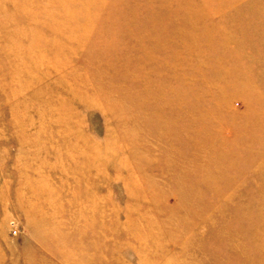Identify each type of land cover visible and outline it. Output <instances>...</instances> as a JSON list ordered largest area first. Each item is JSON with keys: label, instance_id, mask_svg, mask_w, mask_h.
Returning <instances> with one entry per match:
<instances>
[{"label": "rangeland", "instance_id": "obj_1", "mask_svg": "<svg viewBox=\"0 0 264 264\" xmlns=\"http://www.w3.org/2000/svg\"><path fill=\"white\" fill-rule=\"evenodd\" d=\"M239 1L0 0V264H264V5Z\"/></svg>", "mask_w": 264, "mask_h": 264}, {"label": "bare ground", "instance_id": "obj_2", "mask_svg": "<svg viewBox=\"0 0 264 264\" xmlns=\"http://www.w3.org/2000/svg\"><path fill=\"white\" fill-rule=\"evenodd\" d=\"M210 1L211 0H201V8H203V7H209L210 5H212V4H210ZM62 2H64V1H62ZM246 1L245 0H240L239 1V3H240V5H243L244 3H245ZM75 3V2H74ZM226 5H231L232 7L233 6H235L234 5V3H228V4H225V5H223V6H226ZM247 5H250L251 7L252 6H257V5H259V6H263L264 5V0H252V1H250V2H247ZM216 7H220V5L219 4H217V5H215ZM238 6V5H237ZM189 7V6H188ZM29 9V8H28ZM185 9V8H184ZM217 9V8H216ZM25 10H26V8H25ZM184 11H187V12H189V11H201V10H198V9H196V8H194V9H192V8H187V9H185ZM186 19V21L188 22V23H186V26H190L191 28H195V26L196 25H193L194 23L193 22H195L194 20H197V19H199L200 18V16H198V15H196V16H193V15H188L187 17H185ZM196 32V31H195ZM194 31H191V30H189V31H187L186 32V34H185V43L186 44H189L190 46H194V43H195V40L197 39V32L195 33ZM260 37H264V35H261ZM41 39V38H40ZM187 47H189L188 45H187ZM190 48V47H189ZM195 47H193V49L191 48V50L189 49L188 51L189 52H191V54H193L194 53V49ZM188 52V53H189ZM183 83L184 84H186V82H185V80H183ZM183 83H181V85H183ZM149 84H148V82L147 81H145L144 82V87L146 88L147 86H148ZM178 103V102H177ZM187 103V101H183V100H181L180 102H179V104H186ZM189 106V105H188ZM190 113H192V112H190ZM191 117H193V113L191 114ZM195 123V120L192 122V124H194ZM233 221V220H232ZM222 227H223V225H222ZM226 230V229H225ZM228 231V230H227ZM225 232V231H224ZM225 233H227V232H225ZM232 235H235V236H238V234L237 233H235V234H232V233H229L228 234V236H231V238H232ZM225 237V236H224Z\"/></svg>", "mask_w": 264, "mask_h": 264}]
</instances>
